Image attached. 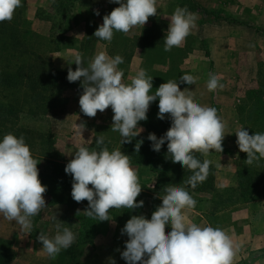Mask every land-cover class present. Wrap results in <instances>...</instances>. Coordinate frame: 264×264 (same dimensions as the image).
I'll use <instances>...</instances> for the list:
<instances>
[{"label": "clouds", "instance_id": "9594fccd", "mask_svg": "<svg viewBox=\"0 0 264 264\" xmlns=\"http://www.w3.org/2000/svg\"><path fill=\"white\" fill-rule=\"evenodd\" d=\"M119 5L103 17V23L93 36L111 43L114 33H128L136 26H144L149 17L157 15V0H109ZM22 0H0V22L11 21ZM99 15V12H96ZM196 14L186 7H177L169 18L164 41V51L180 47L195 27ZM69 64L68 82L80 81L82 94L79 97L80 111L87 117H95L111 107L113 112L111 131L118 132L120 144L130 143L143 129L140 121L148 119L150 105L158 100L157 118L171 121L168 130L159 138L149 133L151 149L160 152L167 142L166 158L190 172L185 186H166L162 203L152 212L150 219L144 215H132L121 229L127 235L125 247L120 252L126 264H233L236 254L232 238L221 228L211 225L199 226L188 223L186 210L196 206V200L188 191L203 183L208 175L210 161L197 158V153L207 156L211 152H223L222 141L225 124L215 107L194 102L193 97L180 90L179 85H194L196 78L185 73L178 81L161 83L153 92V77L145 69L137 71L130 83L123 81L124 72L119 65L124 58L117 54L109 56L106 51L95 54L85 64L80 53H76ZM207 90L223 89L217 75L211 74ZM83 122L75 124L76 134L85 131ZM236 145L246 153V166L259 165L264 160V132L249 131L241 126L235 132ZM143 141H138V152ZM96 148L77 145L72 159L64 171L72 177L71 197L80 203L87 201L84 213L97 221H112L110 210H134L143 207L137 201L142 191L136 170L131 166L130 156L120 148L109 150L105 138H95ZM214 150V151H213ZM35 159L23 135L12 133L0 138V217L19 225L24 235L33 231V218L47 207L44 193L46 186L39 179ZM91 185V187H90ZM59 221L56 215L52 217ZM52 237L40 233L37 240L41 250L49 259L55 260L62 250L70 248L77 235L67 227L56 223ZM170 231L165 235V228ZM108 264H116L109 258Z\"/></svg>", "mask_w": 264, "mask_h": 264}, {"label": "rangeland", "instance_id": "374dc122", "mask_svg": "<svg viewBox=\"0 0 264 264\" xmlns=\"http://www.w3.org/2000/svg\"><path fill=\"white\" fill-rule=\"evenodd\" d=\"M55 1L22 0V6L14 13L12 20L15 23L23 18L31 24L28 30L35 34L34 41L36 42L35 44L33 42V52L42 53L44 64H49L54 69L70 66L74 70L76 65L68 62L77 52L84 56L85 64L100 51H106L112 57L119 54L124 58V63L118 67L124 72L123 81L125 83H130L131 78L141 68L147 72V61L151 62L150 60L154 62V68L165 71L168 80L178 81L182 74H191L190 69L193 67L196 52L201 50L204 52L202 40L198 35L197 20L200 19V24L211 25L219 24L220 21L245 23V8H251V10L253 8V0H167L172 3L170 7L162 5L165 0H157L156 16L149 17L143 27L136 26L128 33H114L109 44L94 37L93 33L103 23V17L119 5L110 3L109 0H77L73 7L67 9L66 15H64L65 19H62L61 8L58 7L61 2L57 4ZM177 7H186L190 12L196 14L195 27L182 46L174 47L171 51L166 52L161 60L155 59L158 50L164 52L163 39L171 17L169 12ZM162 10L168 12H164V14L169 15L163 16ZM97 11L99 15L96 14ZM39 14L48 19H37L36 16ZM161 17L167 19H161ZM12 24L13 22L9 21L11 27ZM22 29L23 25L21 24L20 30ZM143 35L148 37L147 41L141 39ZM6 38H8V34ZM57 42L60 43L58 48L56 47ZM10 52L16 53L11 49ZM41 64L42 62L33 65L38 67ZM259 64V73L264 74V59L259 58ZM235 73V84H226L223 81L222 84H226L227 89L222 91L208 92L207 89L194 87L191 92L189 85L182 83L179 85L180 90H184L186 95L197 96L198 99L193 97L194 102L201 104L202 101L205 104L206 101L203 106L215 107L225 124V136L222 141L223 152H211L204 156V159H208L210 164L218 170L216 191L212 194L192 195L197 202L196 206L191 210H186L185 213L190 217H194L196 214L201 215L205 226L219 227L232 238L236 250L233 264H260L259 260L264 257V199L236 203L233 190L234 173L239 154L235 132L245 125L244 110L249 108L246 92L256 86V83L245 84V66L235 69ZM255 77L259 76L254 75ZM80 86H82L81 82ZM82 91L83 89L80 90L79 87L73 86L62 91L53 89L49 93L51 96H48L43 102L25 103L21 107L20 119L15 126L25 131V141L34 158L68 163L73 158L72 154L77 145L85 144L90 148H96L95 138L99 135L104 136L105 145L109 150L122 149L123 144H120L119 133L111 131L113 116L111 107L103 113L98 111L95 117L85 116L80 111L78 103ZM207 96L209 99L205 100ZM240 110H243V113ZM81 122L86 126L82 136L77 135L75 129V124ZM42 169L48 171L49 166L44 163ZM150 173L152 180L155 181L156 176L154 173ZM139 183L146 187V189H142L138 198L139 201L145 199L144 211L147 212V215L132 213L127 215L128 219L132 215H144L149 219L151 217L150 214L148 217V211L151 208L149 198L154 185H145L140 181ZM216 194L222 196V199ZM43 195L47 207L33 218L31 234H22L19 225L0 217V251L9 255L12 264H108L109 258L114 259L116 264H126L120 253L117 254L116 249L117 246L124 248L125 241L96 243L97 236L90 245H81L77 248L72 245L68 248L72 249L70 254H65L68 249L62 250L55 260L49 259L47 254L41 250L42 243L37 240L38 235L44 233L52 237L56 232L57 222L61 224L62 228L67 227L74 232L77 216H75L76 213L67 211L62 206L53 205L56 194L44 193ZM118 211L122 212L123 209ZM54 215L59 221L52 219ZM125 220L119 221L121 224L119 228L115 223L112 224L108 230L109 235L105 237L114 238L118 232L121 233V229L126 223ZM168 229L171 230L170 227ZM253 234L257 236L255 239L252 238L254 242L249 238ZM26 236H29V241H19L20 238L26 239ZM23 250L25 252L21 253ZM242 255L244 256L242 257Z\"/></svg>", "mask_w": 264, "mask_h": 264}, {"label": "trees", "instance_id": "16d2710c", "mask_svg": "<svg viewBox=\"0 0 264 264\" xmlns=\"http://www.w3.org/2000/svg\"><path fill=\"white\" fill-rule=\"evenodd\" d=\"M77 0H56L55 2H61L58 7L61 8L62 19L66 15L67 9L73 7ZM53 6V5H52ZM37 15V19H48L45 16ZM23 19V18H21ZM19 19L17 23L14 20L12 27L9 25V21L0 22V137L2 138L7 133H12L17 136L25 135L23 129H18L15 126L21 114V107L31 103H41L51 96L49 94L53 89L62 91L67 87H79L80 81L68 82L66 79L68 67L63 69H54L44 64L42 53L33 52V42L35 34H33L28 28L31 26L26 20ZM23 25V29L20 30V25ZM27 28H24V27ZM15 27V28H13ZM93 33V32H91ZM8 34V38H6ZM11 34L12 36H10ZM38 38V37H37ZM142 40L147 41V36H142ZM10 41V42H9ZM11 43V44H10ZM114 44V43H113ZM60 45L57 42L56 47ZM82 48V47H81ZM10 49L16 51L14 54L10 52ZM82 50V49H81ZM156 51V50H155ZM158 50L155 55V59L164 58L166 52ZM84 57V56H83ZM154 60V59H153ZM147 61V74L153 77V89L159 87L161 83L167 82L168 77L163 70L154 68V62ZM42 62L41 66L36 67L34 63ZM151 63V64H150ZM74 70V69H72ZM258 73L256 86L246 92V100L248 110L245 108V128L252 135L254 132H264V74ZM25 91H23V90ZM23 92H22V91ZM243 113V110H240ZM158 113V100L153 102L147 112L148 119L146 121H140L139 127L143 131L130 143H124L121 151L130 156L131 165H145L149 171L154 173L156 180L153 186V192L151 194L150 204L151 208L148 211L151 216L152 212L159 206L162 201L159 195H164L163 189L166 186L181 187L185 186L190 172L182 169L179 165H175L170 159L166 158L167 142L161 147L160 152H155L151 149V141L147 139L149 133H154L158 138L162 136L170 127L171 121L165 114V119L160 120L157 118ZM143 141L139 151L135 150V145L138 141ZM197 158L201 161L204 160V156L197 153ZM246 153L240 152L238 154V164L234 173L233 187L235 193V200L238 202H253L264 199V160L259 165L253 164L246 166L244 161L246 160ZM37 165L39 170V179L42 185L46 186L45 194H56L53 205H59L64 207L67 211L76 213L77 216L74 233L77 235L76 242L73 244L75 248L81 245H90L96 236L109 235L108 230L112 227V224L120 227L119 221L126 219L128 214H145L143 207L137 210H126L122 212L118 210H110V217L112 221H97L94 218L88 217L84 210L87 208V201L80 203L75 202L71 197V184L72 177L70 174H66L64 168L67 163H59L55 161L42 160ZM44 161V162H43ZM48 165L49 170L44 171L42 164ZM217 168L210 164L209 171L206 180L199 184L195 189L188 188L191 195L199 193H210L216 191V178ZM142 189H146L142 186ZM220 199L222 196L216 194ZM139 201V198H136ZM145 202V199L143 200ZM169 232L168 227L165 228V235ZM72 249H68L65 254H70ZM0 264H12L9 255L0 251Z\"/></svg>", "mask_w": 264, "mask_h": 264}, {"label": "crops", "instance_id": "0c3cea01", "mask_svg": "<svg viewBox=\"0 0 264 264\" xmlns=\"http://www.w3.org/2000/svg\"><path fill=\"white\" fill-rule=\"evenodd\" d=\"M264 0H253L252 10L251 8H245V23L235 22L229 23L220 21L219 24H200V19L197 20L198 35L202 40L204 52H196L194 57L193 67L190 69L191 75L196 78L194 85H189L191 92L192 89L201 88L207 89L206 85L211 74L217 75L220 83L235 84L234 75L235 69L245 66V84L257 83V77L254 75L259 73V58L264 59ZM170 1H163V6H172ZM261 5V6H260ZM249 7V6H248ZM175 10V9H174ZM174 10L169 12L170 15ZM164 15V10H162ZM168 13V12H165ZM161 19H167L161 17ZM201 45V44H200ZM261 61V60H260ZM237 71V70H236ZM177 81V80H176ZM224 81V82H223ZM224 84L222 90H226L227 86ZM222 91L221 89H217ZM209 92V91H208ZM198 99L197 96H193ZM209 99V96L205 98ZM201 101V100H200ZM206 104V101H205ZM201 101V105H205ZM138 175V180L145 185H154L152 180V174L145 166H132ZM143 175V177H142ZM144 178V179H143ZM256 204V203H255ZM253 205V203H250ZM264 210V209H263ZM186 215V213H185ZM188 223H196L203 227L204 220L199 214L194 217L187 216ZM201 218V219H199ZM255 234L250 235V240L256 238ZM128 237L117 233L114 238H108L105 236H97L95 238L96 243L126 241ZM29 236L20 238L19 241H29ZM264 247V246H263ZM123 246H117V254L124 250ZM23 250L21 253H24ZM244 255H242L243 257ZM260 264H264V257L259 260Z\"/></svg>", "mask_w": 264, "mask_h": 264}]
</instances>
